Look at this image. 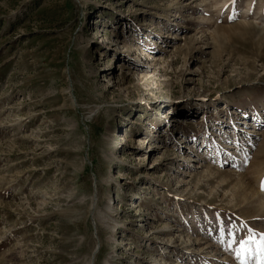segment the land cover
Instances as JSON below:
<instances>
[{"label": "rangeland", "instance_id": "1", "mask_svg": "<svg viewBox=\"0 0 264 264\" xmlns=\"http://www.w3.org/2000/svg\"><path fill=\"white\" fill-rule=\"evenodd\" d=\"M262 181L264 0H0V264H264Z\"/></svg>", "mask_w": 264, "mask_h": 264}, {"label": "snow or ice", "instance_id": "2", "mask_svg": "<svg viewBox=\"0 0 264 264\" xmlns=\"http://www.w3.org/2000/svg\"><path fill=\"white\" fill-rule=\"evenodd\" d=\"M233 3H234V0H233ZM261 188H262V190H264V181H262V183H261ZM222 231H223V228L221 229ZM230 231H231V229H230ZM254 237L253 236H249V240H252ZM261 248H260V251L262 252V253H264V240H262L261 241Z\"/></svg>", "mask_w": 264, "mask_h": 264}, {"label": "bare ground", "instance_id": "3", "mask_svg": "<svg viewBox=\"0 0 264 264\" xmlns=\"http://www.w3.org/2000/svg\"><path fill=\"white\" fill-rule=\"evenodd\" d=\"M264 191V190H263ZM261 196V195H260ZM262 199H263V203H264V196H262ZM92 203V202H91ZM88 264H90V261L88 262Z\"/></svg>", "mask_w": 264, "mask_h": 264}]
</instances>
